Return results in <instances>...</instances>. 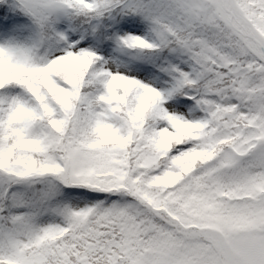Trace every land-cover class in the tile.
I'll return each instance as SVG.
<instances>
[{
	"label": "snow or ice",
	"instance_id": "6c2138e0",
	"mask_svg": "<svg viewBox=\"0 0 264 264\" xmlns=\"http://www.w3.org/2000/svg\"><path fill=\"white\" fill-rule=\"evenodd\" d=\"M0 264H264V0H0Z\"/></svg>",
	"mask_w": 264,
	"mask_h": 264
}]
</instances>
